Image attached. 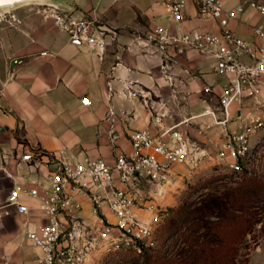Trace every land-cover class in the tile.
I'll use <instances>...</instances> for the list:
<instances>
[{"label": "crops", "instance_id": "0c3cea01", "mask_svg": "<svg viewBox=\"0 0 264 264\" xmlns=\"http://www.w3.org/2000/svg\"><path fill=\"white\" fill-rule=\"evenodd\" d=\"M167 1L59 2L75 16L97 18L115 32L102 56L97 48L72 41L44 5L27 4L0 15V205L14 187L47 185L48 153L64 151L76 158L113 162L115 151L130 150L129 134L135 130L189 132L207 142L197 141L207 150L216 151L214 121L201 112L210 109L220 115L217 94L228 78L214 71L212 58L188 47L169 49L170 68L164 72L163 57L147 43L146 33L156 25L172 33L219 29L213 20L199 17L190 0L183 19L173 21ZM245 1L227 0L225 7L233 9ZM229 24L247 41L264 42L253 33L254 26H264V15L253 8L247 7ZM205 85L215 93L203 92ZM84 97L91 104L85 105ZM193 118L207 128L184 123ZM22 198L32 211H13L10 220L19 223L37 263L38 251L25 233V222L39 215L37 202ZM8 217L0 210V254L13 242Z\"/></svg>", "mask_w": 264, "mask_h": 264}, {"label": "built area", "instance_id": "2783aa9c", "mask_svg": "<svg viewBox=\"0 0 264 264\" xmlns=\"http://www.w3.org/2000/svg\"><path fill=\"white\" fill-rule=\"evenodd\" d=\"M190 1L199 17L216 23L218 32L172 33L156 25L146 33V41L162 55L166 73L170 48L188 47L212 58L214 71L228 80L217 94L220 115L210 109H204L201 115L211 116L225 127L240 122V127L226 130L217 153L171 128L157 134L147 129L133 131L129 134L130 150L115 151L113 162L89 156L76 158L64 151L48 153L47 185L14 187L0 205L4 217L13 211L28 215L32 208L22 197L36 200L39 215L25 222V233L38 251V264H87L88 257L99 249L141 253L153 247L155 228L151 221L158 222L161 215L151 197L140 196L137 190L144 182L163 183L175 165L196 167L204 158L214 156L236 172L247 170L243 162L251 154L256 135L264 131V117L234 108L247 97L263 95L264 42L247 41L229 23L247 7L264 15V1L247 0L233 9H226L227 0ZM186 5L187 0L167 1L173 21L183 19ZM45 9L72 41L97 48L100 56L116 38L115 32L97 18L75 16L51 6ZM253 33L264 41V26H254ZM202 91L215 93L211 85H205ZM82 102L91 104L86 97Z\"/></svg>", "mask_w": 264, "mask_h": 264}, {"label": "rangeland", "instance_id": "374dc122", "mask_svg": "<svg viewBox=\"0 0 264 264\" xmlns=\"http://www.w3.org/2000/svg\"><path fill=\"white\" fill-rule=\"evenodd\" d=\"M234 109H240L243 114L257 112L264 117V91L261 97L245 98L241 103L236 104ZM201 116L204 117L208 115ZM196 118H193L194 120L191 119L186 125L189 123V126H193L194 128L197 127L198 130L203 127L207 128V123L203 126L201 123L194 122ZM181 121L182 120H179L178 123ZM240 125V122L228 125V127L218 125L215 122L211 124V128L215 129L216 142H218H215L216 151L213 153H217L221 147L224 140L222 142H220V140L224 138L226 130L230 128L238 129ZM189 126L187 127L189 128ZM188 136L194 141H199L202 145L207 143L202 140L194 139L189 132ZM243 164L247 170L236 172L224 160L214 156L211 158L206 157L196 167H190L186 164L173 166L168 179L163 183L144 182L140 184V188L137 190L138 194L140 196L146 195L147 197H151V202L156 205L161 215V219L158 222L151 221V225L155 228V245L153 247H156V251H166L167 236L163 230V223H165L164 221L169 212L171 213L173 209L178 208L185 200L190 201L205 191H224L226 184L228 186L237 185V183L243 179L244 174L253 176L264 175V131L256 135L253 141L251 154L244 159ZM8 218V231L12 235L13 242H9L7 250L0 254V264H37L35 261V251H33L29 243L26 242V239H23L25 234L23 230L19 231V223H15L14 219L11 221L10 216ZM15 243L17 248L15 247ZM155 253V251H151L149 255L151 254L154 256ZM238 253L235 264H264L263 220L259 221L247 234ZM17 258L20 259L17 260ZM133 259L134 254L127 250L107 253L99 249L88 257L87 264H132ZM144 259L145 258H139V262L142 263ZM174 259V255L170 256V262L168 264H177L173 262Z\"/></svg>", "mask_w": 264, "mask_h": 264}, {"label": "trees", "instance_id": "16d2710c", "mask_svg": "<svg viewBox=\"0 0 264 264\" xmlns=\"http://www.w3.org/2000/svg\"><path fill=\"white\" fill-rule=\"evenodd\" d=\"M243 176L235 186L202 192L169 212L163 223L166 251H130L132 264H168L172 255L177 264H235L247 234L259 221L264 226V175Z\"/></svg>", "mask_w": 264, "mask_h": 264}, {"label": "water", "instance_id": "95a60500", "mask_svg": "<svg viewBox=\"0 0 264 264\" xmlns=\"http://www.w3.org/2000/svg\"><path fill=\"white\" fill-rule=\"evenodd\" d=\"M61 1L62 0H0V15H5V13L10 12L13 9L27 4L51 6L71 13L72 11L63 9L57 5Z\"/></svg>", "mask_w": 264, "mask_h": 264}, {"label": "bare ground", "instance_id": "6f19581e", "mask_svg": "<svg viewBox=\"0 0 264 264\" xmlns=\"http://www.w3.org/2000/svg\"><path fill=\"white\" fill-rule=\"evenodd\" d=\"M187 122H189L188 120H185L184 123L186 124Z\"/></svg>", "mask_w": 264, "mask_h": 264}]
</instances>
